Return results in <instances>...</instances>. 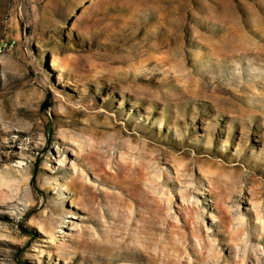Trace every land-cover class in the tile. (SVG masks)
<instances>
[{"label":"rangeland","instance_id":"rangeland-1","mask_svg":"<svg viewBox=\"0 0 264 264\" xmlns=\"http://www.w3.org/2000/svg\"><path fill=\"white\" fill-rule=\"evenodd\" d=\"M0 264H264V0H0Z\"/></svg>","mask_w":264,"mask_h":264},{"label":"built area","instance_id":"built-area-1","mask_svg":"<svg viewBox=\"0 0 264 264\" xmlns=\"http://www.w3.org/2000/svg\"><path fill=\"white\" fill-rule=\"evenodd\" d=\"M17 42L15 40H2L0 42V51L13 52L16 48Z\"/></svg>","mask_w":264,"mask_h":264},{"label":"bare ground","instance_id":"bare-ground-1","mask_svg":"<svg viewBox=\"0 0 264 264\" xmlns=\"http://www.w3.org/2000/svg\"><path fill=\"white\" fill-rule=\"evenodd\" d=\"M0 52H5V51H0Z\"/></svg>","mask_w":264,"mask_h":264}]
</instances>
